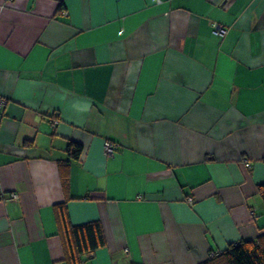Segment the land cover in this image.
<instances>
[{"label": "crops", "instance_id": "1", "mask_svg": "<svg viewBox=\"0 0 264 264\" xmlns=\"http://www.w3.org/2000/svg\"><path fill=\"white\" fill-rule=\"evenodd\" d=\"M0 96V264H69L63 203L105 231L80 264L264 232V0H0Z\"/></svg>", "mask_w": 264, "mask_h": 264}, {"label": "trees", "instance_id": "2", "mask_svg": "<svg viewBox=\"0 0 264 264\" xmlns=\"http://www.w3.org/2000/svg\"><path fill=\"white\" fill-rule=\"evenodd\" d=\"M81 147L71 143L69 153L79 157ZM259 193L264 200V183L259 185ZM57 208L64 252L69 264H80L84 256L106 245L101 221L75 225L70 221L65 203L57 205ZM200 264H264V232L257 240H239L226 249L212 250L209 258Z\"/></svg>", "mask_w": 264, "mask_h": 264}, {"label": "built area", "instance_id": "3", "mask_svg": "<svg viewBox=\"0 0 264 264\" xmlns=\"http://www.w3.org/2000/svg\"><path fill=\"white\" fill-rule=\"evenodd\" d=\"M156 1L157 2H161V0H156ZM65 13H67V12L65 11ZM212 25H213V32L216 35H218L220 37H224L228 33V28L225 25H223V24H221L219 22H214ZM6 103H7V100L0 96V107H3ZM105 145H106L107 154L108 155H113L115 153V144H114V142H112L111 140H107ZM248 165H250V164L248 163ZM3 196H4V193L0 192V198L3 197ZM12 198L18 199L19 196H18L17 193H13L12 194ZM189 203L190 204L194 203V198L193 197L189 198Z\"/></svg>", "mask_w": 264, "mask_h": 264}]
</instances>
